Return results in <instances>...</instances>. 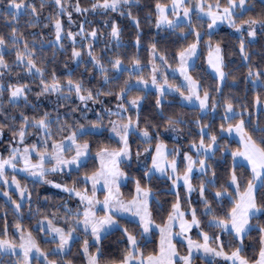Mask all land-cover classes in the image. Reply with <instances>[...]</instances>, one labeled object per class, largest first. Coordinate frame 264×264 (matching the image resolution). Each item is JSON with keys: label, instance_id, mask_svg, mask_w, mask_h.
Listing matches in <instances>:
<instances>
[{"label": "snow or ice", "instance_id": "6c2138e0", "mask_svg": "<svg viewBox=\"0 0 264 264\" xmlns=\"http://www.w3.org/2000/svg\"><path fill=\"white\" fill-rule=\"evenodd\" d=\"M51 3L57 11L55 15L50 14L44 18L47 23L41 19V11L47 6V0H40L39 7L30 0H8L6 8L0 11V19L10 18L5 24L10 29L9 34L7 37L0 35V81L6 75H11L13 66L5 57L15 52V67L23 66L28 76L39 78L40 90L35 93L37 99L52 94L57 96L54 118L48 111L32 116L21 111L17 118L15 115H8L7 110L0 105V116L3 117L0 120V140L4 139L5 129L11 134L9 145L5 149L7 157L0 155V181L7 188L15 186L19 193L18 202L8 191L2 192L14 205L17 213L21 212L24 201L29 203L31 211L32 196L27 185H22L17 179V173H24L36 183L51 185L68 193L69 197L77 200V206L73 210L63 204V217L53 212L38 219V231L45 233L46 237L43 240H38L31 230L26 231L20 223L15 224L18 238L10 237L5 225L0 230V255L17 257L13 264H74L67 257L74 244L79 243L80 234L83 233L80 255L84 264H101L103 240L111 232L119 231L126 246L120 259L108 260L105 264H194L197 254H202L206 260L211 257L207 264H217L216 258H222L230 264H264V225L257 219L264 211V204L258 203V197L264 198V125L256 123L249 127L243 118V112H237L233 100L223 95L230 74L225 71L221 42L213 40L214 30L224 23L239 34V53L248 66L246 80L253 87L264 89V70L253 68L248 51V46L255 41L258 31L264 35V13L250 15L248 0H224L223 3L221 0H214V3H207L206 0H169V3H161L157 0L155 26L171 30L178 39L187 42L175 53L178 67L172 69V72L178 71L182 77V81L176 83L174 79L170 81L166 70L162 71L165 66L171 68V65L168 57L159 53L156 43L150 44L152 67L147 76L142 74L138 56L127 59L130 67H125V57L115 52L108 55L113 52L108 47L109 43L115 41V48H120L123 34L122 27L116 18L111 17V13L130 19L137 29L136 46H140L141 22L132 12V8L140 0H93L90 7H82L80 0H76L75 4L70 0H51ZM73 11L80 15L107 17L103 20L105 31L102 33L100 28L86 29L85 26L92 23L87 19L77 25V32L65 30L61 17L67 15L70 27L75 23L72 19ZM25 16L28 17L25 27L53 29L55 39L47 41L50 45H59L60 49H64L63 41H71V57L78 64L84 63V57L87 56L84 71H89L88 64L92 70L88 84L83 78L73 79L71 72L66 83H62L54 71L50 81L45 78V69L37 63L36 48L39 43L40 51H43L44 38L40 33H33V43H28L20 30L21 18ZM194 16L197 23L193 21ZM205 23L207 30L201 31ZM102 35L105 48L102 50L103 54L97 56L94 54L93 42ZM189 37H192L191 41ZM78 38L89 41L86 52L83 43L78 50ZM201 45L207 48L206 62L217 80V86L211 91L204 89L200 80L192 75L195 61L201 54ZM157 57L160 65L155 63ZM125 72H128V78L122 80ZM96 73L100 77V87L93 88L90 83L96 79ZM149 89H154V93ZM31 92L28 84L17 82L5 85L0 82V97L7 93L9 105L18 106L23 101L24 107H31L35 112L39 106L29 100ZM170 93L178 94L183 101L198 107L201 114L194 122L199 129V140L197 142L193 139L187 151L181 152L179 147L169 149L160 138L161 127L165 132L179 133L184 130L182 126L189 123L179 114L165 115L164 101ZM73 94L84 105V111L89 110L88 102L103 105L101 97H114L117 101L115 111L102 108V112L109 117L108 125H104L101 113H96L95 120H88L85 116L84 123L76 121L69 125L66 118L61 120L59 108L67 107L61 102L67 101ZM149 95H155V114L160 122L151 117L142 119L143 105ZM256 103H260L259 93ZM220 107L223 108L222 123L218 132H214V119L207 123L204 121ZM71 111L74 113L77 109L72 108ZM129 112H134V116L128 115ZM112 116L116 119H111ZM105 132L109 133L108 140H115V146L101 144L93 155V144L88 138L103 136ZM233 134L239 138V146L235 150L227 142L221 144V141H226ZM188 135H192L190 129ZM29 136H37V139L29 142ZM133 136L144 145L143 153L140 150L133 153L130 142ZM218 152L222 154V158L227 153L232 159V166L224 183H219L217 170L211 163ZM238 159L246 162L251 173L244 184L242 177L237 175L238 167H244L243 164H237ZM89 161L94 162L92 169L85 171L83 177L74 180L71 186L47 178L58 173L70 175L73 170L79 173L81 169L88 168ZM133 163L142 164L143 173L140 178H131L135 190L130 198H125L121 187L130 179L125 169L130 168ZM197 172L202 179L194 186L192 180ZM157 173L171 181L169 191L174 190L176 197L167 211L166 220L161 223L155 222L152 208L155 203L158 212L164 211L152 186L153 179L159 178ZM181 186L186 193V210H182L181 206ZM98 192H103V200L98 198ZM193 192L198 193L199 202L203 205L199 216L197 208L191 206ZM224 201L228 202L230 208L219 214L217 208L213 207V202L224 209ZM35 214H40L39 208ZM200 216L207 217V228L219 230V234L210 236L208 232L201 230L198 235L202 240H193L189 233L193 228H201ZM127 217L134 218L127 223L134 222L138 232L130 231L126 223H123ZM61 219L64 226H59ZM254 219H257L255 224L252 222ZM253 231L258 236L255 244L249 246L253 253L249 256L245 241ZM156 235L159 237L158 243L152 239ZM222 236H227L228 239L222 240ZM42 243L47 247H42ZM149 244L154 246L151 251H146ZM178 244L185 246L183 254Z\"/></svg>", "mask_w": 264, "mask_h": 264}, {"label": "trees", "instance_id": "16d2710c", "mask_svg": "<svg viewBox=\"0 0 264 264\" xmlns=\"http://www.w3.org/2000/svg\"><path fill=\"white\" fill-rule=\"evenodd\" d=\"M30 2L35 3L38 7L40 4V0H30ZM72 4H75L76 0H70ZM93 0H80V4L82 7H90V4ZM161 3H169V0H159ZM207 3H214V0H206ZM223 3L224 0H221ZM8 0H3V3H0V11H3L7 6ZM157 0H140L138 5H135L132 8L133 15L136 16L140 20V36L141 43L137 48L136 46V34L137 29L135 25L130 21V19L126 17H120L118 13H111V17L116 18L118 23L123 29L121 47L115 48V41L109 43V49H112L113 52H109L108 55H112L114 52L119 53L122 57L126 58L125 67H130L127 64V59H130L132 56H138L141 60V68L142 74L147 76L151 71V63L152 55L150 50V44L156 43L157 48L160 54H165L168 57V63L171 65V68H167L165 66L163 70H166L169 74V79L176 83L182 81L180 76L174 74L172 69L178 67L177 61L175 59V53L179 50L180 47L185 45L187 42L184 40H180L176 35L172 34L171 30H168L164 27L157 28L155 26L156 12H155V4ZM248 7L251 9L250 15L257 16L264 13V0H248ZM57 9L52 5L51 0H47V6L44 7L41 11V19L44 23H47V20L44 19L48 17L50 14L55 15ZM107 17L99 16V15H80L75 11L72 13V19L75 23H73L70 27L68 25V17L64 15L61 17L65 30H71L73 32H77L79 29L77 25L83 22L85 19L91 21V24H87L86 29L91 28H100L103 33L105 30L103 28V20ZM247 18V17H246ZM10 18L0 19V35H7L10 32V29L5 26V24L9 21ZM28 17H22L20 21V30L24 33L25 37L28 40V43L31 45L33 43V33H40L44 38V46L43 51H40L39 43L36 44L37 48V63L38 66H42L45 69V78L47 80H51V74L53 71L55 75L61 80L62 83H66V78L68 74L71 72L73 75V79H81L85 80V83H89V78L92 75L91 65L88 64L89 71L85 72V64L88 60L87 56L84 57V63H77L71 57V41L64 40V49H60L59 45L52 46L47 41L54 40V31L52 28H31L25 27V23ZM194 23H197L195 20V16L193 17ZM201 31L207 30V24H204V27L200 29ZM239 34L235 33V31L228 26H223L218 30L214 31L213 40L220 41L221 47L224 49L225 56V71L228 72L229 79L226 81V86L223 89V95L233 100L236 105L237 112H243V118L249 127L255 125L256 123H260L264 125V89L259 87H253L252 83L249 80H246L248 66L245 61L242 60L239 53V43H238ZM39 39V37L37 38ZM192 37H189V41H191ZM207 39V37H205ZM88 40L81 41L79 38L77 39V48L79 50V46L81 43L84 45V51H87ZM94 54L100 56L103 54V49L105 48L104 44V36L97 41H94ZM23 47V42H21V48ZM248 51L251 56V63L253 68L259 67L261 70H264V35H261L258 31L257 37L255 41H253L248 46ZM42 58V63H41ZM5 59L7 62L12 65L11 75H6L3 78V81H0L7 85L8 83H24L28 84L32 89V92L29 94V100L33 104H37L38 110L33 111L31 107H24L23 101L19 103L18 106H11L8 104L7 93L0 97V105L7 110L8 115H15L17 118L19 117V113L21 111L25 112V114L32 116L38 115L44 111H48L52 114L53 118L56 116V112L54 109L57 107V96L52 94L47 97H40L37 99L35 93L38 92L39 89V78H33L27 75L26 70L21 67H15V52H12L9 55H6ZM207 48L204 45H201V54L199 59L195 61V70L192 72V75L199 79L202 87L204 89L212 90L217 86V80L215 78V74L211 71L210 67L207 65ZM155 63L160 65V60L157 57ZM67 65V67H65ZM19 74V75H17ZM128 78V72L123 74L122 80ZM90 86L93 88L100 87V77L99 74L96 73V79L91 80ZM150 92L154 93V89H149ZM257 93L260 96V103H256ZM215 95V94H214ZM220 99L219 97H217ZM104 101L103 105L93 104L92 102H88L89 110L84 111V105L75 97L73 94L67 101H62V105H67V107L61 106L59 108V113L61 120L67 119L69 125L73 124L76 121L86 122L83 118L86 116L88 120H95L96 113H101L104 116V125H108L109 117L102 112V108H111L113 111L116 110L117 101L114 97H101ZM155 103V95H149L147 100L144 102L142 109V119L151 117L155 119L157 122H160L159 117L156 116V110L154 108ZM165 115H173L179 114L184 120L189 123L183 127V131L176 132H165L164 128L161 127V140L168 146L169 149L179 147L181 152L187 151L188 146L193 139L199 140L197 136V132L199 129L195 125V121L200 118V112L198 107L188 104L183 101L178 94L170 93L165 98ZM222 103V100H221ZM244 106V107H241ZM76 108V112H72L71 109ZM65 113H67V117H65ZM128 115H133L134 112H129ZM223 115V108L220 107L217 109L216 113L206 119L204 122L207 123L210 120L214 119L213 131L218 132L219 125L222 123L221 116ZM3 117L0 116V120ZM111 119H116L115 116H112ZM143 126V125H142ZM189 129L192 132V135L189 136ZM55 131V129H53ZM41 135V134H38ZM109 133L105 132L103 136L97 137H89L92 141L93 148L92 153L95 154L97 147L101 144H111L113 147L115 146V140H108ZM11 134L5 129V136L3 140H0V155L7 157L8 152L5 149L9 145ZM59 138V137H57ZM37 136H29V142H35ZM132 150L135 153L137 150H140L143 153L144 145L141 141L133 136L131 138ZM227 142L232 150H235L236 147L239 146V140H237L233 136H228L226 141H221V144ZM182 159V155H181ZM150 162V158L148 163ZM93 161H89L87 169H81L79 173L75 170L71 172V174H51L47 178L49 180H53L56 182L66 183L69 186L72 185L74 180L82 178L85 171H90L93 166ZM213 163V167L216 168L217 174L219 176V183H224L227 179V174L232 166L231 156L227 153L222 154L218 152ZM237 164H243L244 167H238L237 175L242 177V184L246 183L247 179L250 177V169L247 168L246 164L239 159L237 160ZM129 173L130 179L124 183V186L121 187V192L124 194L125 198H130V195L134 193L135 185L132 182L131 178H140L143 173V165H137L133 163L130 168L125 169ZM181 173L183 172V164L181 165ZM18 176V180H20L21 184H26L29 191L31 192V211H29V203L27 201L23 202V208L20 213L15 211L14 205L7 200L6 197L3 196V191H8L14 200H18L19 202V193L13 189H7L4 186L0 185V230H2L5 225L7 226L9 236H16L18 238V233L16 232L15 224L20 223L22 227L27 231L31 230L33 235L37 237L38 240L45 239V233L38 231L37 220L42 219L43 215L51 214L56 212L59 217L64 216V209L61 205L66 204L69 208L75 210L77 206V200L74 197H69L68 193L61 191L60 189L54 188L51 185L40 184L34 182L31 178H27L25 174L20 173ZM157 175V174H156ZM157 178H154L152 181L153 191L159 197L161 203L163 204L164 211L158 212L156 209L155 203H153V217L156 223H161L162 220H166L167 211L170 210L171 204L175 201L176 197L174 195V190L169 191V187L171 185V181H168L165 177H160L157 175ZM200 179L202 177L199 173H195V176L192 180L193 185H198ZM143 182V181H142ZM82 187V185H81ZM180 200L182 210H186L188 208V203L186 202V193L183 190L182 186L180 188ZM231 191V189H230ZM100 197L102 194L99 195ZM45 197L48 199L45 200ZM211 198V197H209ZM192 207L197 208L198 216L203 211V205L199 202V196L197 192H193L191 194ZM225 207L224 209H220L217 207L215 202H213V207L217 208V212L219 214H223L224 211H227L230 208V205L227 201L223 202ZM258 203L264 204V198L258 197ZM40 209V214L36 215V209ZM202 221L201 228L196 229L193 232V236L200 237L198 233L203 230L209 233L210 236L214 234H219V230H211L207 228V217L200 216ZM259 223L264 225V211L259 214L257 217ZM257 219H254L252 222L257 223ZM128 220H134L129 217L126 218L123 223H126V226L132 232H138L135 223H127ZM60 226H64L63 220L59 221ZM258 236V233L253 231L251 237L246 239V251L249 256H252L251 245L255 244V240ZM83 233L80 234L79 243L74 244L71 250V254L67 257V259L73 260L74 264H84V260L80 255V248L83 243ZM156 243H158L159 237L158 235L153 236L152 238ZM227 236H222V240H227ZM91 243V241H90ZM42 247H47L45 244H41ZM54 246V245H53ZM125 243L121 237L119 231L111 232L107 235V237L102 242V252L103 258L101 264H105L106 261L112 259H120L122 250L125 247ZM153 244H149L146 251H151ZM185 246H181L178 244V248L183 254V248ZM95 251L94 248L91 249ZM228 251V249H225ZM201 258V257H200ZM17 259L15 256L9 255H0V264H13V262ZM202 260V258H201ZM217 264H230L229 262L224 261L222 258H216ZM205 264H207V260H203Z\"/></svg>", "mask_w": 264, "mask_h": 264}, {"label": "crops", "instance_id": "0c3cea01", "mask_svg": "<svg viewBox=\"0 0 264 264\" xmlns=\"http://www.w3.org/2000/svg\"><path fill=\"white\" fill-rule=\"evenodd\" d=\"M234 137V136H233ZM236 138V137H235ZM237 139V138H236ZM240 161H242V160H240ZM242 162H244V161H242ZM245 164H246V162H244ZM149 165H150V162H149ZM188 219H190V216L188 217ZM197 228H193L192 230H191V232L189 233V235L192 237V239L193 240H202V237H196V236H193V232L196 230ZM177 230H178V228H177ZM183 248V251H185V247H182ZM202 258V260H201V258ZM211 259V257H209V258H207V260H210ZM203 260H206L203 256H202V254H197V258L194 260V264H205L204 263V261ZM230 263V262H229Z\"/></svg>", "mask_w": 264, "mask_h": 264}, {"label": "rangeland", "instance_id": "374dc122", "mask_svg": "<svg viewBox=\"0 0 264 264\" xmlns=\"http://www.w3.org/2000/svg\"><path fill=\"white\" fill-rule=\"evenodd\" d=\"M223 26H227V23L220 24V25H219L214 31L218 30L219 28H221V27H223ZM210 69H211V68H210ZM211 71H212V70H211ZM212 72H213V71H212ZM213 73H214V72H213ZM174 74L180 76L178 71L175 72ZM214 74H215V73H214ZM180 78H182V77H180ZM232 136L236 137L234 134H233ZM236 138H237V140H239L238 137H236ZM9 173L12 174V173H11V169H9ZM17 174L19 175L20 173H17ZM22 174H24V173H22ZM157 175H159V174L157 173ZM17 179H18V176H17ZM125 182H126V181H125ZM125 182H124V183H125ZM0 185L4 186L2 181H0ZM4 187H5V186H4ZM5 188H7V187H5ZM7 189H13V190L16 191L15 186H12L11 188H7ZM100 194H102L101 197L99 196ZM98 198L101 199V200H103V192H98ZM129 218L134 219V218H132V217H129ZM59 226H60V225H59ZM16 232H17V231H16ZM17 233H18V232H17ZM18 235H19V233H18Z\"/></svg>", "mask_w": 264, "mask_h": 264}]
</instances>
